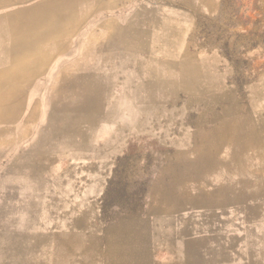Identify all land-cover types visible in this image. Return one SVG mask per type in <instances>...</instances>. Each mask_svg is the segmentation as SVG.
I'll return each instance as SVG.
<instances>
[{
	"label": "rangeland",
	"instance_id": "rangeland-1",
	"mask_svg": "<svg viewBox=\"0 0 264 264\" xmlns=\"http://www.w3.org/2000/svg\"><path fill=\"white\" fill-rule=\"evenodd\" d=\"M0 264H264V0H0Z\"/></svg>",
	"mask_w": 264,
	"mask_h": 264
},
{
	"label": "crops",
	"instance_id": "crops-1",
	"mask_svg": "<svg viewBox=\"0 0 264 264\" xmlns=\"http://www.w3.org/2000/svg\"><path fill=\"white\" fill-rule=\"evenodd\" d=\"M49 1L51 3V1L54 0ZM128 6L129 8L131 7V5ZM104 8L103 4V13L97 15L99 19L97 22L98 25L96 27H90L91 30L87 28L83 36H81L80 45L83 47V50H120L119 46H115L114 44H118V40L120 39L119 28H116V26L118 23L120 24L122 22V18L120 19L119 16L115 15L111 16L109 13L106 14L107 12L105 11L107 10L104 11ZM113 9L120 10V8L116 7ZM131 19L132 17H130V20ZM63 22L64 20L62 18L58 20L55 15L52 16L49 14L40 16L36 13V16H33L32 20L27 21V24L31 23L33 26L31 31H26V36L32 38L34 41V47L31 50H40L43 46H47V50H72L73 35L71 32L66 31ZM171 22H174V20H171ZM110 23L112 25H109ZM169 24L170 19L167 14H165V16H159L157 25L153 28V32L152 30L151 34L149 32V43H151L152 40L163 39V34L164 38H166L169 32Z\"/></svg>",
	"mask_w": 264,
	"mask_h": 264
}]
</instances>
